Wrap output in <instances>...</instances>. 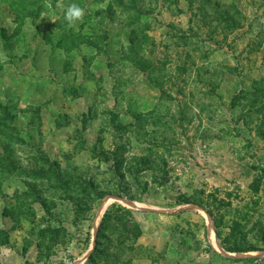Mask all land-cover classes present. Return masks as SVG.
Masks as SVG:
<instances>
[{
	"label": "rangeland",
	"instance_id": "374dc122",
	"mask_svg": "<svg viewBox=\"0 0 264 264\" xmlns=\"http://www.w3.org/2000/svg\"><path fill=\"white\" fill-rule=\"evenodd\" d=\"M0 264H264V0H0Z\"/></svg>",
	"mask_w": 264,
	"mask_h": 264
},
{
	"label": "clouds",
	"instance_id": "9594fccd",
	"mask_svg": "<svg viewBox=\"0 0 264 264\" xmlns=\"http://www.w3.org/2000/svg\"><path fill=\"white\" fill-rule=\"evenodd\" d=\"M46 6L51 7L50 4H47ZM57 7H62L64 11V19L66 20L68 27H75L79 22H82L85 10L78 4L72 3L67 6L58 4Z\"/></svg>",
	"mask_w": 264,
	"mask_h": 264
},
{
	"label": "trees",
	"instance_id": "16d2710c",
	"mask_svg": "<svg viewBox=\"0 0 264 264\" xmlns=\"http://www.w3.org/2000/svg\"><path fill=\"white\" fill-rule=\"evenodd\" d=\"M104 195L105 194L103 192H99L98 193V196H99L98 198H102ZM186 203H189V202L186 201ZM196 203L199 204V205H201V206H203V207H205V208H207L208 211H209V213L213 216V211H211V209L209 207V206H212V205H209V203L202 202V201L201 202H196ZM107 216H108V212L105 214L104 219H106ZM218 227H219V225L217 224V231H216V233H217V236L220 239H222V233H221V231L219 230ZM7 239H9V238H7ZM7 241L5 242V244L7 243ZM222 241L224 242V244H226V241L224 239H222ZM226 248L229 249L228 247H226ZM229 250L230 251H234V252H248L250 250H257V249H250L249 247H239V246L235 245L233 248H231Z\"/></svg>",
	"mask_w": 264,
	"mask_h": 264
}]
</instances>
